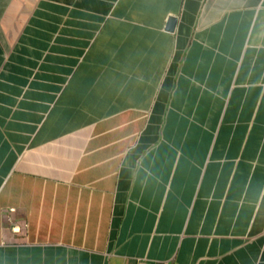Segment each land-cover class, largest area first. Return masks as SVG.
I'll return each mask as SVG.
<instances>
[{
  "label": "crops",
  "instance_id": "1",
  "mask_svg": "<svg viewBox=\"0 0 264 264\" xmlns=\"http://www.w3.org/2000/svg\"><path fill=\"white\" fill-rule=\"evenodd\" d=\"M0 264H264V0H0Z\"/></svg>",
  "mask_w": 264,
  "mask_h": 264
},
{
  "label": "water",
  "instance_id": "2",
  "mask_svg": "<svg viewBox=\"0 0 264 264\" xmlns=\"http://www.w3.org/2000/svg\"><path fill=\"white\" fill-rule=\"evenodd\" d=\"M175 23H176V19L173 18V17H170V18L168 19L167 29H168L169 31H172V30L174 29Z\"/></svg>",
  "mask_w": 264,
  "mask_h": 264
}]
</instances>
